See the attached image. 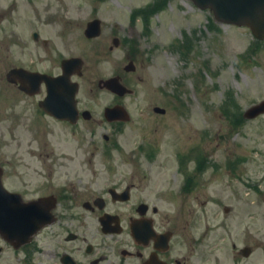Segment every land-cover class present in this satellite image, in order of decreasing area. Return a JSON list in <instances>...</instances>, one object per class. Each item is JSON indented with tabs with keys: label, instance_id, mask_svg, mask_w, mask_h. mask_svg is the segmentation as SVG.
I'll return each instance as SVG.
<instances>
[{
	"label": "rangeland",
	"instance_id": "374dc122",
	"mask_svg": "<svg viewBox=\"0 0 264 264\" xmlns=\"http://www.w3.org/2000/svg\"><path fill=\"white\" fill-rule=\"evenodd\" d=\"M13 1L0 0L3 58L10 46V64L54 72L63 58L82 57L84 76L74 79L80 97L99 111L113 95L99 80L124 75L137 90L123 100L132 116L123 137L128 150L135 151L146 135L175 184L202 161L198 185L205 205L198 209L203 226L212 227L209 243L221 242L222 264L230 263L235 243L239 248L264 240V113L243 117L264 99V40L256 41L249 27L219 22L192 0H32L41 5V17L31 0ZM16 3L20 9L12 14ZM93 18L101 20L102 32L88 38L84 30ZM135 52L147 53L139 68L143 81L124 70ZM12 93L26 108L23 124L0 126L15 160L8 181L31 188L42 180L40 96ZM154 105H167L168 113L155 117ZM83 134L61 138L62 150L83 154L82 145L90 154L92 134ZM180 154L185 157L179 162ZM257 254L261 258L263 251Z\"/></svg>",
	"mask_w": 264,
	"mask_h": 264
},
{
	"label": "flooded vegetation",
	"instance_id": "af4514ba",
	"mask_svg": "<svg viewBox=\"0 0 264 264\" xmlns=\"http://www.w3.org/2000/svg\"><path fill=\"white\" fill-rule=\"evenodd\" d=\"M31 3L37 9L38 2ZM19 9L20 4L16 3L10 12L14 14ZM37 11L41 17V5ZM119 43L117 39L114 41L116 46ZM1 51L2 47L0 126L9 122L13 130L24 123L26 107L18 104L22 98L14 95L13 89L22 97L40 96L42 180L31 188H17L8 181L15 174V160L6 133L0 129V264H222L218 250L221 242L209 243L207 235L212 227L203 226L198 209L205 205L198 185L205 172L201 170L202 161H197L198 169L185 171L181 181L175 184L166 163L151 152L156 145H150L146 135H142L143 142L135 151L128 150L123 137L132 116L123 100L137 91L131 80L121 73L111 76L128 88L121 92L100 79L99 87L113 95L112 102L99 111L89 100L80 97V89L75 97L70 96L71 92L50 96L43 81L39 92L31 95L21 88L19 78H8L9 72L17 67L58 76L63 72L61 62L59 71L35 70L24 64H10L8 60L13 55L10 46L6 60ZM146 56L147 53L136 52L128 55L124 70L131 78L144 80L139 68L145 67ZM83 76L84 65L70 80L79 83L74 77ZM113 107L124 112L107 114V109ZM152 110L155 117L164 116L169 107L154 105ZM80 125L88 126L86 129L79 128ZM86 130L92 134L88 145L94 149L90 154L82 145L79 149L83 154L62 150L61 138L66 136L65 140L70 141L68 136L76 138L78 133L83 137ZM184 157L180 154L179 162ZM14 192L18 193L15 197L20 203H41L31 213L37 223L45 224L36 228L34 234L5 233L11 229L13 208L18 206ZM252 242L239 248L235 243L230 263L264 264V240ZM258 250L263 251L261 258Z\"/></svg>",
	"mask_w": 264,
	"mask_h": 264
},
{
	"label": "water",
	"instance_id": "95a60500",
	"mask_svg": "<svg viewBox=\"0 0 264 264\" xmlns=\"http://www.w3.org/2000/svg\"><path fill=\"white\" fill-rule=\"evenodd\" d=\"M200 8L211 9L217 20L221 22L235 23L238 25L249 26L258 38L264 39V0H193ZM101 32L100 19H94L88 23L85 31L89 37L96 36ZM83 61L79 57L64 59L62 64L64 74L59 77H51L47 74L28 72L22 68H14L8 74V78L13 80L19 78L21 82L29 81V86L25 84L21 87L29 93L38 92L40 83L45 80L51 94L56 92H71L73 97L78 89L77 82L70 83V76L74 72H78ZM102 82V81H101ZM104 84L112 86L117 91H125V87L116 82V78H110L104 81ZM158 109V108H157ZM124 112L121 108L108 109V114H120ZM264 113V100L253 104L244 113L246 118H254ZM41 204L40 202H35ZM16 233V231L14 232Z\"/></svg>",
	"mask_w": 264,
	"mask_h": 264
}]
</instances>
